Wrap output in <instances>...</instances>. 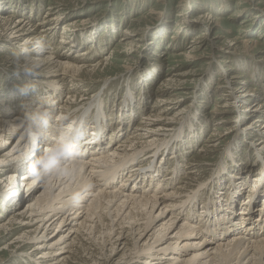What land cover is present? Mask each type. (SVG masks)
<instances>
[{"label":"rangeland","instance_id":"374dc122","mask_svg":"<svg viewBox=\"0 0 264 264\" xmlns=\"http://www.w3.org/2000/svg\"><path fill=\"white\" fill-rule=\"evenodd\" d=\"M0 2L4 6L0 8V15H4L5 18L14 15L11 18L16 17L15 20L18 17L26 18L35 24L41 22L49 13L53 14L50 19L57 15L60 20L58 29L53 30L54 35L45 40L44 50L49 54V50L56 49L55 51L58 50L59 53H66L70 59L73 58L72 61L77 66H84L80 75H75L76 85L70 86L67 81L65 85L59 87L50 80L55 78L54 75L37 71L43 66L31 71L32 69L21 60L23 56L20 53L24 50L28 52L38 50L34 46L35 41L29 44H22L23 40L10 41L9 33L3 35L1 31V120L7 117L3 115V110L12 111L11 115L15 118L21 114L25 106L32 108L41 106L45 111L50 107L53 115L56 108L59 110L60 107L66 106L68 97L75 95L74 102L67 104L68 106L62 110L67 112L63 114L64 116L74 117L76 123L74 129L78 131V138L83 136V132L79 130L81 124L86 136L97 117L104 121V125L99 126L95 133L96 140L102 144L101 149L96 151L94 147H90L82 150L87 154L81 156L79 160L87 161L93 155L91 152L96 151V154L104 155L126 137H133L137 132H145L136 128L149 120L145 119L146 116L169 108L159 112L161 117L156 119L154 116L151 117L152 123L149 126L156 128L145 136L151 139L153 135L168 141L165 143L167 147L162 149L163 153L159 151L158 157L151 161L152 165L160 166L159 175L154 174L157 179L154 183L161 181L160 190L163 186L170 185L172 173L168 174L170 171L167 168L173 159L176 161L174 167H177V174L173 186L168 187L167 192L176 194L174 200L171 199L172 203L181 198L184 202L181 204L184 206H180L179 211L178 208L172 209L173 215H177L178 223L175 225L178 227L183 222L188 216L187 211H190L191 216V208L194 206L195 219L190 220L191 225L199 226L198 230L201 231L199 237L210 240L205 246H215L217 242L222 241H217L213 235L204 234V221L201 219L204 215L200 213L201 211L206 213L207 207L202 209L203 203L209 206L210 210L214 209L216 204L215 212L224 213L226 202L231 207H236L237 211L242 209L241 202L245 201V206L251 197H254L252 202H255L260 196L261 200L258 199V203L262 202L264 190L260 186L264 187L262 163L264 147L257 143L261 135L256 132L257 127L250 123L256 121L259 124L260 121L257 119L264 120V0H0ZM3 24L1 21L0 29ZM30 24H27V28L31 27ZM126 29L134 35L131 36V32L125 34ZM67 36L75 39L77 45L73 49L69 46H64L63 50L61 47L55 48L60 46L61 37ZM128 37H132V45L128 44ZM77 52L82 55L75 54ZM14 57L20 60L12 59ZM25 71L31 74L25 75ZM243 81L245 82L242 83ZM227 82H230L231 88H228ZM25 86L28 91L22 92ZM51 87L58 91L53 95L57 96L54 98L56 101L54 99L49 101L46 93L48 89H52ZM241 88L251 91H248L249 95L236 101ZM245 108L250 111H244ZM254 108L259 110L255 112ZM48 116L49 114L47 119ZM167 120L170 123H166ZM247 125H251L253 130L243 134L241 129ZM58 126L60 125H56L55 128ZM166 126L171 130H167ZM111 128L118 131V134H111ZM58 130L55 129L54 134ZM263 139L264 135L261 140ZM157 143L159 146L164 144L160 141ZM38 147L42 148L35 151L39 156L45 147L42 145ZM147 155L144 153L140 156L136 164L146 165ZM151 164L146 167L148 171L152 170ZM17 169L15 174L18 172L17 175L20 176L24 170L20 167ZM126 175L128 174L125 172L121 173L122 178L119 177V181H115L116 184L110 185V190L118 186ZM149 177L150 175H147L145 180L139 177L135 182H129L127 188L131 189L130 187L136 185V190L141 192L143 185L150 184ZM15 178L20 182L16 188L19 189L22 201L12 208H5V211L0 209V224L7 223L8 214L25 207L31 196L41 193L45 187V183L38 186L34 183L26 199L27 197L23 198L20 192L21 180L19 177ZM110 180L106 181L104 186L109 187V182L112 183ZM5 184H8L6 177L0 183V198L5 190ZM251 185L253 190L250 189ZM254 188H257V191L253 196ZM57 191L59 190H54L55 193ZM193 194L196 195L194 205L188 208L189 205L185 204ZM231 198L236 201L233 202L235 205ZM87 203L88 201H85L84 205ZM221 205L224 206L219 207ZM113 208L114 206L111 209ZM159 208L154 210V214ZM63 210L64 213H68L79 208L74 204H68ZM101 213H98L99 219L98 217L93 219V222L96 220L97 222L92 233L84 234L86 236L80 237L79 241V238L76 239L75 246L72 247L74 248L72 259L78 262L77 264H84L85 259L88 264L92 263V259L101 264H124L127 261L129 253L126 258L121 254L123 251L121 241L124 239L117 243V253L111 254L110 260L107 259L111 245L110 237L113 236L115 239L117 231L121 229H117L115 225L113 232L110 231L113 226L111 218L104 212ZM28 215L25 218H34ZM56 215L50 219V222L54 221L55 225H51L54 227L47 226L43 231L40 225L37 232L38 236L48 235L47 244L60 234L66 235L69 232L68 227L72 224L59 225L61 218L56 219ZM206 217L210 218L207 224L217 236L222 234L227 240L234 232H238L235 229L236 231H229L226 234L230 225L223 221L222 216ZM25 218L23 222L21 220L14 222L15 229L4 234L0 232V264H43L44 260L53 257L39 258V253L46 248L34 250L32 247L34 242L14 243L15 245L11 242L17 241V234L21 231L35 229L36 223ZM240 219L241 216L238 214V221ZM159 222L160 217L155 221L156 226ZM152 230H148L139 240L140 246ZM72 236L69 237L68 233L64 238L70 239ZM79 242H82L84 247ZM126 243L128 248L133 247L132 239H128ZM193 250L188 252L193 253ZM249 250L241 255L240 253L234 255L232 263L240 255L243 261L248 259L255 264H264V242L256 246L255 250L252 248ZM62 254L66 255L68 252L64 251ZM248 255L252 258L250 259ZM157 258L159 262L164 260Z\"/></svg>","mask_w":264,"mask_h":264},{"label":"bare ground","instance_id":"6f19581e","mask_svg":"<svg viewBox=\"0 0 264 264\" xmlns=\"http://www.w3.org/2000/svg\"><path fill=\"white\" fill-rule=\"evenodd\" d=\"M0 8H4L1 2H0ZM52 15L53 14L49 13L46 17L42 19L41 22L39 21L38 23L35 24L31 23L30 19H26V18L24 19L18 17L15 20L16 17L11 18L14 15H8V17L6 18L4 17V15H0V22L1 21L4 22L2 28L0 29V32L2 31L3 35L9 33L8 39L10 41L13 39L23 40L24 42H22V44H29L31 41L36 42L34 46H36L38 50H36L35 52H28L27 50H24L23 52L20 53L23 56L21 60L25 62L27 67L32 69L33 65H38V67L35 68L37 69L43 66L42 69H39L37 71H40L41 73L44 74L54 75L55 78H52L50 80L52 81V83L57 84L59 87L60 85H65L67 81L70 83L69 84L70 86L73 84L76 85L77 78L75 77V75H80V73L82 72V68L84 66H77L76 63L72 61L73 58L70 59V57H68L66 53L65 54H62L61 52L59 53L58 50L55 51L56 49L52 48V50H49L50 52L49 54L46 53V50H44L43 52L39 51V48L41 46L44 47L43 44L46 42L45 40L48 37L54 35L55 32L53 30H55L56 28L58 29L57 25H59L60 20H58L57 15L53 19H50ZM27 24L28 25L30 24L31 27L27 28L28 26ZM44 27L46 29H43ZM130 32H131L130 30L127 29L125 30V34H130ZM132 35H134L133 32H131V36ZM61 38L62 39L60 40L61 41L60 46H56L55 48L61 47V50H63L64 46H69L70 49H73L77 45L75 43V39H70V37L68 36ZM128 38H129L128 44L130 43L132 45L133 42L132 37H128ZM75 54L82 55V53L80 54L79 52ZM12 59L20 60L18 57H14ZM98 64H103V62H98ZM87 66L90 67L89 65ZM95 66L92 65V67ZM244 82L245 81H243L242 83ZM227 83H228V88H231L230 82ZM51 88L52 89H48L47 92L44 91L48 94L49 101L51 99L53 100L54 98H57V96H53V95L58 92L56 88L54 87ZM248 91H245V89L241 88V90L239 91V95L236 96L237 97L236 101H238V98L240 97L242 98L243 96L249 95ZM232 94H234V92H232ZM72 96L73 97L70 96L67 98L68 100H66L65 103L66 106L60 107L59 110H57L56 108V113L53 115H52V110H50V107L48 111L43 110V112L46 113V117H45L46 119H47V114H49L48 116L49 126L45 129L46 140L41 141V143L38 146L42 145V147H45L47 140L55 135L54 134L55 129L58 130V129H66V128H73V129L75 128L76 123L74 122L73 119L74 117H71L69 115H68L69 117H67V115L64 116L63 114L65 113V110L64 111L62 110L68 106L67 104L74 102L75 95ZM232 97L234 98L235 96L233 95ZM45 101L47 102V100ZM163 102L168 103L167 101H163ZM53 103L54 102H52V105ZM259 108L258 109L254 108L253 111L257 112ZM162 109H164V107ZM167 109L169 108H165L164 110H159L157 114L154 113L146 116L145 119L146 120L149 119V120L147 122L146 121L143 122V125L141 127L136 128L137 130H143L145 132H137V134L135 133L136 135L133 137H126L125 139L119 141L118 144L115 145L110 152L105 153L104 155H102L101 153L99 155L96 154L97 153L96 151L101 149L102 144H100V142L96 140V136H95L98 127L103 126L104 121L103 120L100 121L101 118L98 119L99 117H97L96 120L92 122L93 126L88 130L89 133H87L86 136H85V132L83 131L84 128L83 124L80 123L81 125L79 127V130L83 132V136H81V138L77 137V143L79 144L81 156L84 157L87 154L86 152L84 153L82 152L84 148L94 147L96 151H94L93 153L91 152V155L92 154L93 155L90 156L87 161L78 160L75 163V165L71 163L66 165L67 167L74 169L71 175L68 176L55 175L49 178V180L45 183V187L41 193L36 195L34 194L33 196H31V199L25 204V207H23L22 209L8 214L9 217L8 222L0 224V232L4 234L10 230L15 229L16 225L14 222L24 220L27 214H29L28 217L34 216V218L26 217L25 219L27 220L29 219L30 221L36 223L35 229H32L33 231L28 230V232L26 230L21 231V233L17 234L18 235L16 237L17 241L15 240L11 242L13 244L14 243L23 244V242L24 243L34 242L32 246L34 250L45 247L46 249L42 250L39 253V258L46 259L49 256H53V257L49 260L47 259L44 260L43 264H75L76 262L73 261L72 259L73 256L71 254L73 252L72 250L74 248L72 247L75 246L76 239L79 238L78 239L79 241L80 237L82 238L84 234L89 235L92 233L95 227V222H97V220L93 222V219L97 218L99 216L98 213H101L102 211L104 212V214H107L111 218V222L113 226H111L112 228L110 231L113 232V229H115V225L117 229L119 228L121 229L117 231L116 233L117 236L115 237V239L113 238V236L110 237L111 245L109 246L108 249L109 253L107 255V259L109 260L112 258L111 254L117 253V246H116L117 243L118 242L120 243V241L124 239L121 241L123 244L121 248L123 249V251L121 252V254L125 257L129 253L126 259L127 261L124 264H134V263L135 264H140V263L143 264H159V263L160 264H198V263L212 264L213 263L214 264L215 262L218 264H255L254 262H251L248 259L243 261L242 260L243 257L241 258L240 255L247 252L249 248L255 250L256 246L264 242V208H262L264 207V197L261 203L260 201L258 203V199H260V196L259 197L257 196L258 199L255 200V202L254 201L252 202L254 197H251L246 202L245 206H244L245 201H242L241 204L242 203L243 204L240 207L242 209L239 211L236 210V207H231L225 201L226 208L224 209L225 210L224 213L215 212L217 210L216 204L214 205V209L210 210V207L206 206V204L204 205L203 203V206H201L202 209L204 207L205 208L207 207L206 213L204 211H201L200 213L204 215L201 217V219L204 221L203 232L204 234L215 236L217 241H222L219 243L217 242L215 246L212 245L205 246L206 243H209L210 240L206 239L205 237L204 238H202L201 236L199 237V234L201 232L198 230L199 226L191 225L192 221L190 220L195 219L194 206L191 208L192 215L190 216V211H187L188 216H186L183 219V222L178 227L175 225L178 223L176 220L177 215L175 216L173 215L174 211L172 212V209L176 210L178 208L179 211L180 206L181 207L184 206L183 204H181L184 203L182 202L181 198L179 200L176 199L175 202L172 203L171 199L174 200V196H176V194L174 195V193L167 192V188L173 186V180L177 174V170H176L177 167H174L176 161L175 159H173L170 166L167 168L170 171L168 174L172 173L171 175L172 181L170 185H165L160 190L161 181L154 183V181L157 180L154 177V174L159 175L160 166L159 164L152 165L151 161L159 154L158 153L159 151L160 153L161 152L163 153L162 149H164V147H167L165 143L167 144L168 141L162 140L161 138L153 135L151 139H147L146 138L147 136H145L150 131L152 133L154 131L153 129L156 128L149 126V124L152 123L151 117L154 116L155 119L159 118L161 117L160 115L161 113L159 114V112L166 111ZM248 110L250 111V109L245 108L244 111H248ZM11 113L12 111L3 110V115H7V117L3 120L0 119V125H3L4 121H11L13 119V115H11ZM65 114H67V112ZM50 116L52 117V119H50ZM257 121H260V123L258 124V122L253 121L250 124H254V126L257 127L256 132L261 135L257 143H259L260 146L262 145L261 147H264V139L261 140L262 135H264V130H263L264 120L257 119ZM83 123L85 125V121ZM166 123H170V122H168L167 120ZM56 125H60V126L55 128ZM119 125L121 126V124ZM165 128L167 130H171V128L168 129L169 128L168 126H166ZM251 129L253 130L252 126L247 125L241 129V132L243 134L248 133L252 131ZM13 131L14 129H11L8 130L7 132L0 133V152H1L0 183L4 181L5 177H6V182L8 183L5 184V190H3L2 192L3 194H1V198H0V204H1L0 209L2 211H5V208H12L16 205H19L22 201L20 193L18 192L19 189H17L14 186L16 182L15 177H19V180H21L23 184V187L22 185L20 186V192L23 193V195L22 194L21 195L23 196V198L27 197L26 199H28V194L29 191L31 190L30 188L34 184V181L31 180L28 176V168L32 163V161L36 158V156H38L36 155V152L30 155L31 147L28 141L24 138L23 131L21 130L20 132H17L15 135L12 134ZM110 131H112L111 134L113 133L118 134L117 133L118 131H115V129L113 128H111ZM5 133L7 134L4 136ZM50 133H53V135H51ZM158 141L164 144H160L159 146L157 145ZM38 148L40 147H37V149ZM41 149L42 148H40V150ZM144 153H146V155L150 153L149 156L147 155L148 160L146 162V165L142 163L136 164V161H138L139 157L142 156ZM162 156L163 155H161V158ZM17 162L19 163V165L16 166ZM262 163L264 164V161ZM149 164H151L152 167L151 171L150 170L148 171V169H146V167ZM19 167L22 168V170H24V172L21 173L20 176L17 175L18 172L17 174H15V172L18 170L17 168ZM124 172L127 173L128 175L125 176L123 181L118 186H116L113 189L111 188L110 190V185L116 184L115 181L117 180L119 181L118 178L119 177L122 178L121 173ZM147 175L148 176L150 175L149 177L150 184L148 183L149 184L148 186L143 185V191L138 192V190H136L137 187H135L136 185H134L135 184L134 182L139 177H143V180H145V177ZM2 177H4V179ZM108 180H110L112 183L109 182V187L107 185L104 186L106 181ZM132 181H134L133 182L134 186L130 187L131 189H128L127 188L129 187L128 183ZM35 186L38 185L36 184ZM134 187L135 190L133 189ZM260 187L261 189L263 188L264 190L263 186ZM177 188H179V186ZM234 188H236V186ZM250 189L253 190L252 185L250 186ZM256 189L257 188H254L253 194H252L253 191L250 192L253 196L257 191ZM54 190H59V191L55 193ZM74 194L80 195L81 199L79 203H72V197ZM18 197H20L19 198L20 200H18ZM195 198L196 195L193 194L190 197L189 201L188 202L186 201L187 203L185 204V206L189 205L188 206L189 208L190 206L194 205ZM233 198L235 197L233 196ZM233 198H231L232 203L235 201ZM8 199H10V201H8ZM167 200L170 201L166 202ZM85 201H88V203L84 205ZM57 203L59 204V206H57ZM220 203L222 204L223 202L221 201ZM68 204L69 205L74 204L79 208V210L74 212L69 211L68 213L66 212L64 213L63 210L64 206ZM254 205H256L258 209ZM113 206L114 208L111 209ZM222 206L224 205H221L219 207ZM156 208H159V211H157V213L154 214V210ZM238 214H240L242 219V220L240 219V221H238ZM53 215H56L55 216L57 217L56 219L61 218L59 220V225L62 223L65 224L72 223L68 227L69 237H71L74 234L72 238L70 239L69 237L64 238L66 237V235H68V233L66 235L60 234L56 239L54 240L52 239V241H49L50 243L47 244L46 243L48 242L47 234L38 236L37 232H39L38 230L40 225L43 227L41 229V230L44 229L43 231L46 230L47 226L55 225L54 221L50 222V219ZM102 215L103 214L101 213L100 216ZM210 215H212V217H214L215 215L222 216L223 221L227 222L230 225V229H228L226 234L229 231H233L235 229H237L238 232H234V234L232 236L230 235L229 239L227 240L222 234H219L217 236L215 232L211 229V226L207 224L210 218L206 216H210ZM99 217L97 219H99ZM159 217H160V222L158 223V226H156L155 221H158ZM37 223L39 224L37 225ZM52 227L54 226H51V228ZM150 229L153 230L143 241V244H145V242L148 241V239H150L149 242L145 246H143V244H141L140 246L138 243L139 240L143 236H145L148 230ZM170 233L171 235H169ZM112 238L114 241H112ZM128 239L133 240L132 248H128L126 246L127 245L126 241ZM38 240L40 241L36 242ZM79 244L83 246L82 242H79ZM204 246L205 248H203ZM191 249H194L193 253L188 252ZM64 251H67L68 254L66 255L62 254ZM166 252H170V253H166ZM239 253H240V255L238 256L239 258L236 257V261L232 263L231 260L233 256ZM56 254L57 256H54ZM123 256H120V258H122ZM157 257H159V259L164 258L163 262H161L162 260H160L159 262ZM248 257H250V255H248ZM251 258L252 257H250V259ZM91 262H92L91 264H101L97 262L95 259H92ZM84 264H88V261L86 262V259Z\"/></svg>","mask_w":264,"mask_h":264},{"label":"clouds","instance_id":"9594fccd","mask_svg":"<svg viewBox=\"0 0 264 264\" xmlns=\"http://www.w3.org/2000/svg\"><path fill=\"white\" fill-rule=\"evenodd\" d=\"M39 51L43 52L44 47L41 46ZM38 65L32 66V71ZM25 75L31 72L25 71ZM26 86L22 92H27ZM46 113L43 112L41 106L32 108L25 106L21 114L17 115L11 121H5L0 125V133L14 129L13 135L23 131L24 138L31 147L30 155L34 154L41 141H45V129L49 126L48 119L45 118ZM78 131L73 128L60 129L57 133L47 140L45 148L40 152L39 156L32 161L28 168V176L35 184H44L49 178L55 175L68 176L73 172V168L66 165L75 163L81 158L79 144L77 143ZM81 197L74 194L73 203H79Z\"/></svg>","mask_w":264,"mask_h":264}]
</instances>
